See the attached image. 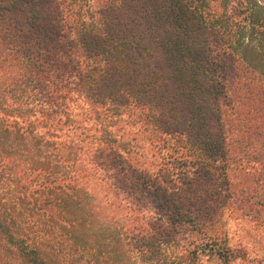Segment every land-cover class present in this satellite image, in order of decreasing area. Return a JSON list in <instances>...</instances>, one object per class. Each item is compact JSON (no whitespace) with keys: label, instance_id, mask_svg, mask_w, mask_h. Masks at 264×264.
<instances>
[{"label":"trees","instance_id":"1","mask_svg":"<svg viewBox=\"0 0 264 264\" xmlns=\"http://www.w3.org/2000/svg\"><path fill=\"white\" fill-rule=\"evenodd\" d=\"M94 6L93 19L73 27L71 0H0V264H62L56 253L66 247L54 231L82 222L75 207L80 176L103 180L147 215L108 252L72 236L71 264H205L206 252L227 264L229 248L207 232L232 197L223 112L241 103L264 127V1ZM80 97L101 136L91 166L68 174L41 155ZM126 112L139 131L150 126L160 135L156 144L180 138L189 154L170 158L172 171L132 163L115 132ZM29 170L45 172L34 188L21 184ZM128 254L134 263L124 260Z\"/></svg>","mask_w":264,"mask_h":264},{"label":"rangeland","instance_id":"2","mask_svg":"<svg viewBox=\"0 0 264 264\" xmlns=\"http://www.w3.org/2000/svg\"><path fill=\"white\" fill-rule=\"evenodd\" d=\"M71 2L73 14L70 22L73 27L87 25L94 17V4H97L98 0ZM232 4L230 1L229 5ZM243 17L244 15H239L236 20ZM246 34L247 32L243 33L244 38ZM245 82H248L247 86H253V81ZM248 89L239 87L243 92ZM232 90L234 91V87ZM234 104L233 110L225 109L223 112L233 157L226 169L232 197L227 199L219 218L207 232L210 236L217 237L218 245L229 248L233 258L227 264H264V127H261L263 126L261 119L255 118L256 115L251 112L247 113L241 103ZM70 106L68 108L70 117H62V121L66 122L57 133L59 137L50 138V145L43 147L44 153L41 155L42 161L51 162L53 166L55 164L61 166L68 174H71L69 172L72 169L76 170V167L91 166L92 149H95L96 141L101 136V133L95 130V121L91 120L97 117L90 116L92 115L90 106L85 98H76ZM81 116L86 120H82ZM71 118L74 121L79 120L81 125L75 127L70 121ZM128 118L127 112L123 114L122 119L125 123L121 122L116 126L115 132L127 142L122 148L124 157L137 166L149 172H157L160 167L172 171L175 166L172 164L173 159L170 158H184L189 154L180 138L167 137L166 147H162L161 143L156 144L160 135L153 128L148 126L144 132L139 131L136 125L129 124ZM144 124L146 125V122ZM43 174L45 172L41 170L36 172L29 170L21 184L34 188L38 185L34 183L38 181L40 183L39 177ZM27 177L33 180L29 182ZM77 180L81 189L77 190L79 198L75 207L82 214L81 218L78 217L82 222L74 229L67 227L54 231L58 246L66 247L64 251L56 253L55 259L62 264H71L72 259L67 253L70 252L68 246L71 245L69 239L72 236H84L87 246L108 252L114 244L118 243L121 246L125 243L120 234L124 236L125 233L141 228L147 215L144 210L141 211L127 203L125 196L117 193L114 188L111 189L103 180L99 182L95 177L85 176H80L75 179ZM25 219L34 222L33 217L27 216ZM56 242L53 245H57ZM82 243L84 242L79 241V244ZM88 258L89 256L82 258L80 255L76 256V259H82L83 263L87 262ZM124 260L129 263L136 261L135 256L131 254L126 255ZM203 260L205 264H225L208 252Z\"/></svg>","mask_w":264,"mask_h":264}]
</instances>
